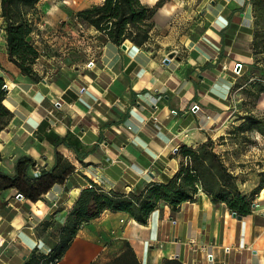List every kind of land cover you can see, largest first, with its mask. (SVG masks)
Here are the masks:
<instances>
[{
	"label": "crops",
	"instance_id": "crops-1",
	"mask_svg": "<svg viewBox=\"0 0 264 264\" xmlns=\"http://www.w3.org/2000/svg\"><path fill=\"white\" fill-rule=\"evenodd\" d=\"M41 1L37 8L46 7ZM90 1L65 2L80 10ZM158 1L141 0L150 6ZM153 21L145 46L103 39L96 54L83 36L57 70L41 74L35 65L39 81L9 59L1 30L0 77L13 115L0 131V169L13 174L17 159L27 155L38 173L53 166L59 152L74 171L36 201L16 198L12 188L0 191V264H21L35 248L49 253L57 238L47 234L49 221L62 225L91 182L118 192L166 182L179 166L180 144L197 146L222 132L232 85L252 61L250 0H162ZM58 28L52 40L62 49ZM261 190L259 204L252 198L251 212L240 216L204 191L177 210L161 203L146 223L125 211L103 210L81 224L55 264H91L106 251L109 259L123 241L140 264H264Z\"/></svg>",
	"mask_w": 264,
	"mask_h": 264
},
{
	"label": "trees",
	"instance_id": "trees-1",
	"mask_svg": "<svg viewBox=\"0 0 264 264\" xmlns=\"http://www.w3.org/2000/svg\"><path fill=\"white\" fill-rule=\"evenodd\" d=\"M38 2L39 0H1L3 24L0 25V33L1 30L5 33L9 59L35 81L41 79L33 68L38 50L28 37L34 30L30 14ZM161 2L162 0L150 6L141 0H103L100 4L78 10L76 15L99 31L106 41L122 45L129 40L137 46H145L154 27L153 15ZM255 2L256 0H251L252 17ZM253 41L254 34V46ZM254 57L252 47L251 65ZM4 84L3 77H0V131L8 125L13 115L4 104ZM175 154L179 157V166L166 182L149 181L128 192L105 190L91 182L89 187L80 191L65 222L60 225L50 252L45 254L35 248L21 264H55L69 247L81 224L98 216L103 210L125 211L139 223H146L151 212L161 203L177 210L182 202L194 200L199 191H204L213 202H225L237 215L251 212V198L241 191L236 175L214 151L210 140L197 146L182 143ZM35 166L36 161L24 155L17 159L13 174L0 169V191L12 188L26 199L36 201L55 183H64L74 171L73 164L59 152L56 153L53 166H41L38 173L32 172ZM257 189H264V184L260 182ZM107 252L91 264H140L129 244L124 241L121 242V251L117 255L106 259ZM162 264L183 263L177 259H167Z\"/></svg>",
	"mask_w": 264,
	"mask_h": 264
},
{
	"label": "rangeland",
	"instance_id": "rangeland-1",
	"mask_svg": "<svg viewBox=\"0 0 264 264\" xmlns=\"http://www.w3.org/2000/svg\"><path fill=\"white\" fill-rule=\"evenodd\" d=\"M65 1L42 0L41 5L46 7H35L30 14L34 30L28 39L38 50L33 68L38 64L41 74L57 70L67 52L81 45L83 36L87 41L85 43L91 46L90 50L96 54L103 43V35L99 31L91 33L88 29L93 26L77 17L76 13L81 5ZM100 1H90L89 7ZM255 3L252 46L254 63L251 65V61L246 64L247 67L243 66L232 85L228 97L230 107L227 124L221 133L207 139L213 143L214 151L221 156L229 170L236 175L241 191L251 199L260 192L258 184H264V0H256ZM52 9L55 10L49 14ZM52 26H58L62 35L59 37H64L60 39L63 42L62 49L55 47L59 42L52 40V37L58 32L53 31ZM74 51L75 53H71L74 54L72 59L78 49ZM49 223L47 234L50 239L55 238L60 224L55 219Z\"/></svg>",
	"mask_w": 264,
	"mask_h": 264
},
{
	"label": "built area",
	"instance_id": "built-area-1",
	"mask_svg": "<svg viewBox=\"0 0 264 264\" xmlns=\"http://www.w3.org/2000/svg\"><path fill=\"white\" fill-rule=\"evenodd\" d=\"M237 64H240V68H241L242 63L238 62V63H236V65H237ZM236 65H235V70H236ZM239 70H240V69H239ZM4 85H5V84H4ZM194 106H196V108H198V105H194ZM153 119H154V121H156V120H157V117L154 116ZM176 150H177V149H175V151H176ZM261 192H262V190H261ZM19 195H21V196H19ZM259 196H260V194H259V195H256V205L259 204ZM22 197H23L22 194H20V193H17V194H16V198H22Z\"/></svg>",
	"mask_w": 264,
	"mask_h": 264
},
{
	"label": "water",
	"instance_id": "water-1",
	"mask_svg": "<svg viewBox=\"0 0 264 264\" xmlns=\"http://www.w3.org/2000/svg\"><path fill=\"white\" fill-rule=\"evenodd\" d=\"M169 56H173V53H170ZM166 59H168V58H166ZM239 69H240V64H237L236 70L239 71ZM4 89L6 90V85H4ZM19 196H21V195H19ZM232 214L235 216H240V215H237L236 212H232Z\"/></svg>",
	"mask_w": 264,
	"mask_h": 264
}]
</instances>
